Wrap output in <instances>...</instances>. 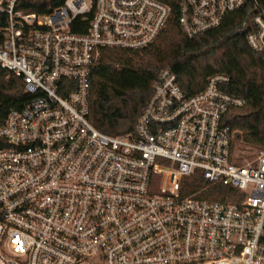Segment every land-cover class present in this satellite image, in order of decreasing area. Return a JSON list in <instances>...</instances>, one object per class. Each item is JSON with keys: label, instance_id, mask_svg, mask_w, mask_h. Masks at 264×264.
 Listing matches in <instances>:
<instances>
[{"label": "built area", "instance_id": "2783aa9c", "mask_svg": "<svg viewBox=\"0 0 264 264\" xmlns=\"http://www.w3.org/2000/svg\"><path fill=\"white\" fill-rule=\"evenodd\" d=\"M0 0V72L24 102L0 124V264H264V150L236 161L223 120L246 100L217 73L188 96L161 72L135 131L91 120V75L106 49L139 52L165 29L161 0ZM194 39L247 12L249 47L264 54L261 0H178ZM200 173L216 198L184 196Z\"/></svg>", "mask_w": 264, "mask_h": 264}, {"label": "trees", "instance_id": "16d2710c", "mask_svg": "<svg viewBox=\"0 0 264 264\" xmlns=\"http://www.w3.org/2000/svg\"><path fill=\"white\" fill-rule=\"evenodd\" d=\"M29 0L26 12L50 11L57 3ZM172 7L171 16L157 41L139 52L106 49L91 75V120L100 131L110 134L133 133L161 72L171 69L188 96L203 91L207 79L217 73L231 77L225 91L246 100L242 108H232L223 123L243 133L247 145L264 148V54L254 52L247 42V12L228 15L220 27L188 39L178 17V0H161ZM264 8V0H261ZM0 72V124L12 109L23 106L21 79H6ZM183 195L216 198L227 190L210 188L200 173L185 180Z\"/></svg>", "mask_w": 264, "mask_h": 264}, {"label": "rangeland", "instance_id": "374dc122", "mask_svg": "<svg viewBox=\"0 0 264 264\" xmlns=\"http://www.w3.org/2000/svg\"><path fill=\"white\" fill-rule=\"evenodd\" d=\"M237 132V138L234 142L235 147V154H236V163L243 166L248 164L250 161L254 160L257 152L260 150H264V148L253 146V145H247L243 142V133L236 130Z\"/></svg>", "mask_w": 264, "mask_h": 264}]
</instances>
